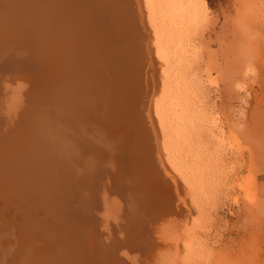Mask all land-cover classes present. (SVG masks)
Returning a JSON list of instances; mask_svg holds the SVG:
<instances>
[{"label":"bare ground","instance_id":"bare-ground-1","mask_svg":"<svg viewBox=\"0 0 264 264\" xmlns=\"http://www.w3.org/2000/svg\"><path fill=\"white\" fill-rule=\"evenodd\" d=\"M29 1L36 6L32 3L26 9ZM167 1L169 23L183 36L197 18L193 2ZM80 2H75L79 9L58 0H8L0 6V43L8 39L7 52L14 37L10 29L22 26L30 6L32 14L48 16L39 34L36 30L26 37L36 43L32 44L36 58L29 54L19 63L0 60V264H143L137 237L147 231L144 220L158 218L150 213L158 207L160 188L170 187L148 131L145 107L150 95L142 99V93L128 89L130 84L138 87L149 74H145L149 49L145 53L142 47L139 16L127 14L132 0L108 3L117 12L128 7L121 14L130 20L114 19L115 24L109 15L110 19L93 15L90 21L83 20L88 2ZM203 2L199 4L204 6ZM98 24L104 25L101 32H84ZM81 26L82 33H76ZM129 29L133 46L126 44L131 41ZM111 32L115 34L111 41L104 39ZM136 56L140 58L134 63L131 58ZM147 77L142 82L145 90ZM37 96L44 105L32 100ZM47 107L53 113L47 114ZM125 108V117L130 113L125 121L131 120L127 127L119 119ZM140 127L145 134L148 131L144 142ZM7 129L13 134L5 139ZM137 147L141 148L135 152ZM149 156L155 167L152 173L146 170Z\"/></svg>","mask_w":264,"mask_h":264},{"label":"rangeland","instance_id":"rangeland-1","mask_svg":"<svg viewBox=\"0 0 264 264\" xmlns=\"http://www.w3.org/2000/svg\"><path fill=\"white\" fill-rule=\"evenodd\" d=\"M58 1L69 5V9H79V3L75 2L81 0ZM86 1L87 4L83 3L87 5V8L84 6L87 14L83 20L90 21L93 15L99 20L104 16L112 17V24L126 20L122 16L128 7L117 12L108 4L112 0ZM92 2L100 6L92 5ZM192 2L197 18L193 17L183 36L169 23L167 0H132V7L128 2L126 4L131 7L127 10L128 16H139L137 27H140L142 47L146 49L145 53L147 47L149 49L146 53L148 66L146 64L147 69L144 68L145 74H149L148 77L143 74V81L150 77L149 90L143 89L141 79L138 87L128 84V89L142 93V99L150 95L148 109L145 107L147 121L151 124H148V131L153 136L149 137L152 147L159 153L156 155L160 156V170L170 183L168 189L160 188L158 207L150 213L158 218L144 220V225L147 223L149 228L137 237V243L144 251L142 263L264 264V0ZM202 2L204 6L199 4ZM7 3L8 0H0V6ZM32 3H25V8ZM47 3L46 7L49 6ZM108 7L114 11H109ZM32 10L34 7L30 6L26 11L22 26L10 29L14 36L10 39L12 45L9 43L11 50H5L8 39L0 43V60L9 58L11 62L19 63L29 54L32 59L36 58L32 53V44L36 43L27 41L26 37L36 30L39 34L41 24L48 16L46 14L42 19L38 14H32ZM100 10L103 13H97ZM100 24L84 32H101L104 25ZM79 25L82 24L79 22ZM58 27L56 25L55 29ZM82 30L81 26L76 33L81 34ZM129 32L131 41L126 44L132 42L129 45L133 46L134 33L130 29ZM112 34L103 37L111 41ZM159 36L163 37L161 42ZM164 42L168 45L163 46ZM160 45L165 48L162 53H167V58L161 56ZM136 57L131 61L137 63L140 57ZM44 69L49 70L50 66ZM131 74H128L130 78ZM118 77L120 82L122 79ZM43 91L48 92L47 89ZM33 98L44 105L45 101L39 96ZM126 108L119 118L121 126L131 121H125L130 117V113L125 117ZM47 111V114L53 113L49 107ZM148 131L139 135L142 142ZM8 133L13 134L5 130V139L10 135ZM140 148L137 147L135 152ZM149 160L146 170L152 173L155 167L151 156ZM66 262L62 261V264Z\"/></svg>","mask_w":264,"mask_h":264}]
</instances>
